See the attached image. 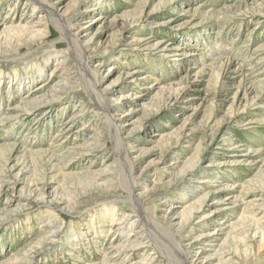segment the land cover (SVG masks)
I'll return each instance as SVG.
<instances>
[{
	"label": "rangeland",
	"instance_id": "obj_1",
	"mask_svg": "<svg viewBox=\"0 0 264 264\" xmlns=\"http://www.w3.org/2000/svg\"><path fill=\"white\" fill-rule=\"evenodd\" d=\"M51 2L113 104L145 210L192 264H264L252 237L264 230V0ZM0 38V264H120L104 254L141 231L118 176L127 162L68 37L35 0H0ZM232 226L251 235L248 255L233 253Z\"/></svg>",
	"mask_w": 264,
	"mask_h": 264
},
{
	"label": "bare ground",
	"instance_id": "obj_2",
	"mask_svg": "<svg viewBox=\"0 0 264 264\" xmlns=\"http://www.w3.org/2000/svg\"><path fill=\"white\" fill-rule=\"evenodd\" d=\"M33 2V1H32ZM35 3L38 4L39 7H44L45 12L48 17H50L51 22L55 24L56 27L59 28V30L68 37V41L70 42L71 46V52L72 55L80 69L81 75L84 76V87L86 88V91L88 94L93 98L94 103L96 102L98 108L102 111V114L106 117L108 123L112 126V137L115 147V152L118 154L119 159H122L120 162L123 163L124 161L127 162L126 167L125 165L121 164L119 165L120 168V181L122 183V186L125 189V192L127 193V198L124 199L126 202H130L131 206L133 208V212L136 214V219L134 222L129 221V223H132V225H138V227L141 229L140 233L137 234H127V237L125 238V242L123 245L118 246H112L111 249H114V253L112 255H108V253H105L103 256V262L106 261L109 263V261L113 260L111 258H114L116 254L120 256L121 263L120 264H133L131 262V259L138 258L140 259L136 264H153L156 261H159V255L163 257V259L166 258L168 264H192L189 262V256L186 253L185 248L180 242H177L175 239V236L171 229L166 227L164 228V225L160 224L158 219L151 216L144 208L143 201L141 199V196L139 193H137L138 183L134 177L133 174V168L129 167L128 165V157L126 156V148L125 144H123V140L121 138V125L120 122L117 121L116 117L112 114L114 111V107L105 100V96L100 94L96 90V81L92 83L85 77H88L87 75H90L92 72L90 70V67L87 63V58L84 50V46L79 43V38L73 33L70 32V29L72 28V25L70 23H66L65 18H63L53 7V4L51 0H35ZM36 6V5H35ZM14 31L20 32L24 31L25 33L30 34L32 37L40 36L43 37L45 33V30H41L36 25H18ZM7 39V37L5 38ZM10 41V40H9ZM4 44V43H3ZM68 44V43H67ZM3 48L1 38H0V49ZM73 59V60H74ZM48 64L44 65L42 68L40 66L39 72L44 71L43 69ZM85 91V92H86ZM112 107V108H111ZM120 127V128H119ZM123 141V142H122ZM128 155V153H127ZM45 188L39 190L40 192H35L34 196H37L39 200L42 202L49 203L46 201L47 194L46 191H44ZM44 191V192H43ZM33 194V193H31ZM207 198L203 199L197 207L192 208L191 210L195 209L197 211L201 210L203 208V205H205ZM27 200V199H26ZM25 200V201H26ZM28 204L30 203L29 200H27ZM51 201V200H50ZM65 203V201L63 202ZM63 205V204H62ZM188 212V211H187ZM185 213V212H184ZM128 216V215H127ZM192 216V212H189L188 214H184L181 218V220L176 224L177 228H182L186 225V223L189 222L190 217ZM256 228V227H255ZM160 229L164 230V233L159 232ZM259 229V230H258ZM256 230V229H255ZM120 231H124L120 230ZM231 235L228 238V240H232V242H236L235 245V251L233 253H237L240 255V251L244 248V252H246V255H248L251 251L248 250L249 242L248 239L251 237V235H245L240 236L241 238H237L238 236L235 235V227H231ZM139 232V231H137ZM237 233V232H236ZM261 233V234H260ZM167 239H165L164 235ZM257 234L260 235V241L263 244L264 243V230L263 228H257V231L252 235L253 238L257 236ZM162 239V240H161ZM163 239H165L163 241ZM238 239V240H237ZM141 246L144 248H150L151 246L155 250L154 255L151 253L143 252ZM188 250V249H187ZM239 251V252H238ZM159 256V257H158ZM230 260V259H229ZM223 262L222 258L220 259V264H228L230 261Z\"/></svg>",
	"mask_w": 264,
	"mask_h": 264
}]
</instances>
